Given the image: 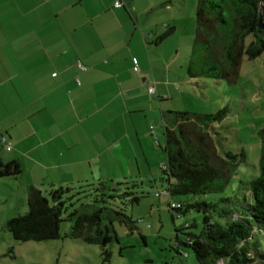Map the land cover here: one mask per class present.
Listing matches in <instances>:
<instances>
[{
    "label": "crops",
    "instance_id": "obj_1",
    "mask_svg": "<svg viewBox=\"0 0 264 264\" xmlns=\"http://www.w3.org/2000/svg\"><path fill=\"white\" fill-rule=\"evenodd\" d=\"M115 1L0 0V159L20 164L24 188L139 181L166 164L178 111L165 101L185 79L171 69L180 50L162 47L185 2Z\"/></svg>",
    "mask_w": 264,
    "mask_h": 264
},
{
    "label": "trees",
    "instance_id": "obj_2",
    "mask_svg": "<svg viewBox=\"0 0 264 264\" xmlns=\"http://www.w3.org/2000/svg\"><path fill=\"white\" fill-rule=\"evenodd\" d=\"M260 7L261 0H198L196 45L187 66L189 79L229 78L236 82L243 59L256 60L264 54ZM172 33L170 29L161 40ZM198 44L202 46L200 62L213 66L208 70L205 66L195 68L193 56ZM217 66L223 75L213 73ZM227 113L226 108L203 115L167 113L163 149L166 164L160 181L167 186L165 192L170 197L187 198L179 203L180 208H171L175 204L171 203V210L180 216L192 210L202 214L203 230L199 234L187 233L186 240L179 241L193 251L198 264H264V127L258 133L259 175L249 183L240 180L238 193L225 194L244 162L232 152L219 154L210 133V128L223 122ZM21 176L18 162L5 163L0 159V179ZM129 184L135 187L140 183L100 181L53 190L50 198L30 187L28 212L12 218L7 229L18 242L56 240L61 237V223L66 214L67 221L72 223L68 237L101 245L109 259L111 255L105 247L118 239L115 224L135 230L133 220L124 209L138 204L141 197L130 190ZM207 195H217V198L199 199ZM190 227L187 224L186 228Z\"/></svg>",
    "mask_w": 264,
    "mask_h": 264
},
{
    "label": "rangeland",
    "instance_id": "obj_3",
    "mask_svg": "<svg viewBox=\"0 0 264 264\" xmlns=\"http://www.w3.org/2000/svg\"><path fill=\"white\" fill-rule=\"evenodd\" d=\"M184 2L183 7L176 9L181 20L179 31L163 44L162 53L174 56L175 49L180 50L181 59L171 69L185 79V82H177L185 96H174L172 101H165V104H171L175 111L198 115L227 109V117L213 125L210 133L219 154L232 152L239 156V160L244 159L238 175L225 193L235 194L240 191V180L249 183L259 175L261 143L258 133L264 127V54L256 60L245 57L236 82L229 78L201 77L194 80L198 85H192L187 81V66L196 45L198 1ZM189 11H192V22ZM197 48L193 59L198 70L205 65L198 57L202 53V46L198 44ZM212 67L210 64L205 66L207 70ZM213 73L221 76L223 70L217 66ZM162 146H165V140ZM163 147L158 148L166 158ZM161 177L162 171L159 170L155 178L143 177L138 181L139 185H128L132 192L141 197L138 204L128 205L124 209L133 220L135 230L131 231L120 223L115 224L118 239L105 247L110 252L109 259L101 245L68 237L72 223L67 221L66 214L61 223L59 239L16 241L8 231L7 223L28 212L29 189L22 187L20 178L0 179V264H198L193 251L179 241L184 242L187 233L199 234L203 230L202 214L192 210L180 216L177 211L171 210V203L179 204L187 198L166 194L167 186L160 181ZM154 179L157 183H151ZM41 189L50 198L53 190L46 186ZM215 198L217 195L201 196L199 199L213 201ZM187 224L191 227L186 228Z\"/></svg>",
    "mask_w": 264,
    "mask_h": 264
},
{
    "label": "built area",
    "instance_id": "obj_4",
    "mask_svg": "<svg viewBox=\"0 0 264 264\" xmlns=\"http://www.w3.org/2000/svg\"><path fill=\"white\" fill-rule=\"evenodd\" d=\"M125 4H126V1L125 0H116L115 1V3H114V6H115V8H123L124 6H125ZM79 67L80 68H83V66L82 65H79ZM155 88L154 87H149V94H154L155 93ZM151 130H152V134H154L155 135V130H154V128L151 126ZM2 142L4 143V144H6L7 143V138H5V137H3L2 138ZM6 147H7V150L8 151H10L11 150V147L10 146H7V144H6ZM181 207V205L180 204H171V208H173V209H175V208H180Z\"/></svg>",
    "mask_w": 264,
    "mask_h": 264
},
{
    "label": "water",
    "instance_id": "obj_5",
    "mask_svg": "<svg viewBox=\"0 0 264 264\" xmlns=\"http://www.w3.org/2000/svg\"><path fill=\"white\" fill-rule=\"evenodd\" d=\"M259 28L264 30V0H261Z\"/></svg>",
    "mask_w": 264,
    "mask_h": 264
}]
</instances>
